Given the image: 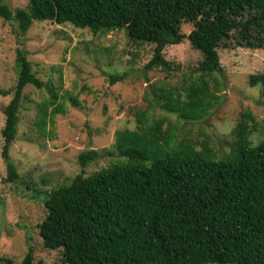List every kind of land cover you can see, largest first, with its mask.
<instances>
[{
  "label": "trees",
  "instance_id": "trees-1",
  "mask_svg": "<svg viewBox=\"0 0 264 264\" xmlns=\"http://www.w3.org/2000/svg\"><path fill=\"white\" fill-rule=\"evenodd\" d=\"M0 17L18 24L19 39L34 22L44 21L94 34L125 29L133 41L156 45L146 71L176 70L164 50L189 41L202 55L198 77L180 89H160L157 96L165 111L189 122L205 119L217 104L207 78L223 72L222 44L235 37L240 46L264 50V0H29L28 8L15 11L1 3ZM183 24L193 25L188 35ZM16 72L14 89L0 90L13 94L2 130L12 183L19 174L10 149L27 86L49 92L35 122L41 134L66 114L56 87L37 76L21 47ZM126 78L111 75L110 82ZM250 83L261 84L264 97V73L252 75ZM137 121V130L116 134L109 155L121 158L118 163L86 176L102 153L83 152L80 173L48 193L38 225L45 248L61 250L63 264H264V142L250 140L253 115H241L231 151L222 158L207 142L179 140L176 129H164L165 120L152 121L148 112ZM33 255L29 248L20 264H35ZM0 264L15 263L0 257Z\"/></svg>",
  "mask_w": 264,
  "mask_h": 264
},
{
  "label": "rangeland",
  "instance_id": "rangeland-1",
  "mask_svg": "<svg viewBox=\"0 0 264 264\" xmlns=\"http://www.w3.org/2000/svg\"><path fill=\"white\" fill-rule=\"evenodd\" d=\"M1 3L15 11L28 8L29 0ZM192 30V24H183L184 34ZM17 31L16 22L0 17V90L12 91L16 85L17 50L21 47L37 76L56 87L66 114L57 115L54 127L48 125L46 135L41 134L35 122L39 104L49 98V92L27 86L16 141L10 149L19 174L12 183L2 157V130L4 110L13 94L0 95V257L15 264L23 261L29 248L34 251L35 264H63L62 251L45 248L40 236L38 225L46 216L45 198L80 173L78 157L83 152L102 153L85 169L86 176L118 163L121 158L109 155L116 134L137 130V115L142 112H148L152 121L164 119V129H176L179 140L207 142L218 158L231 151L234 130L243 113L255 119L251 123L253 145L264 142L263 88L250 83L252 75L264 73V50L240 46L235 37L222 44L218 52L223 72L207 78L218 96L217 104L205 119L189 122L165 111L157 99L160 89H180L198 77L202 55L189 41L165 48V59L178 66L168 73L145 70L156 45L133 41L125 29L94 34L71 24L44 21L34 22L22 39ZM118 74H127V78L112 84L110 76ZM72 98L78 101L75 106Z\"/></svg>",
  "mask_w": 264,
  "mask_h": 264
}]
</instances>
